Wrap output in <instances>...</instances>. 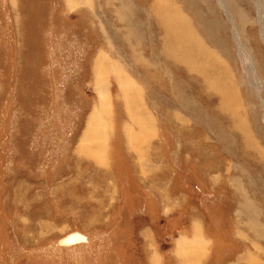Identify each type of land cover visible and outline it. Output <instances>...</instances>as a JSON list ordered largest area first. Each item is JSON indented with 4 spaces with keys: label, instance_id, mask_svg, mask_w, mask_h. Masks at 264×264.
<instances>
[{
    "label": "rangeland",
    "instance_id": "1",
    "mask_svg": "<svg viewBox=\"0 0 264 264\" xmlns=\"http://www.w3.org/2000/svg\"><path fill=\"white\" fill-rule=\"evenodd\" d=\"M166 1L0 0V264H264V0Z\"/></svg>",
    "mask_w": 264,
    "mask_h": 264
},
{
    "label": "bare ground",
    "instance_id": "2",
    "mask_svg": "<svg viewBox=\"0 0 264 264\" xmlns=\"http://www.w3.org/2000/svg\"><path fill=\"white\" fill-rule=\"evenodd\" d=\"M161 1V3H162V0H160ZM160 2H156V5L154 4L153 6V13H155L156 14V17H157V19L159 20V22L158 23H161V25H162V27L164 28V27H166V29H165V31H169V33H171V31H172V29H173V26H172V22H173V20H172V22H171V24L167 21V17L165 18L164 17V15H171L172 14V12H174L172 9V7L171 6H169V5H166L167 7H168V9L166 10V9H164L163 8V6H161L160 4H161ZM165 3H167V1L165 0ZM168 4V3H167ZM174 18L176 19H180V27L181 26H184L185 27V24L183 23V21H182V18L181 17H179V16H177V13H175L174 12ZM172 16V17H173ZM170 19V18H169ZM186 23V22H185ZM176 24V23H175ZM186 28V27H185ZM174 29H175V31L177 30V26L175 25L174 26ZM174 31V30H173ZM170 36V35H169ZM168 36V37H169ZM167 38V37H166ZM170 39V38H169ZM166 44V43H165ZM167 46V45H166ZM167 50H169V49H167ZM176 52V51H175ZM222 95V97L220 98V107H221V109H225V108H231V110H232V117H231V119H233L234 120V123H239V124H241L240 122H238V108H237V106H236V104L234 103V101H233V99H232V97L231 98H229L228 97V93H221ZM141 109V108H140ZM229 114V113H228ZM142 118V117H141ZM175 119L178 121L177 122V125H180V123H183V120H182V118H180V117H178V116H175ZM184 124V123H183ZM236 126L238 127L237 128V130L239 129V131H240V133L243 135L244 134V132H242V130H243V128H241V126H240V128H239V125L238 124H236ZM239 133V134H240ZM239 138V137H238ZM244 142L246 143V142H248V141H250V137H248L247 136V139L246 138H244ZM243 142V143H244ZM81 237L79 236V235H75V236H73L72 238H70V239H68L67 241L69 242V243H75L76 241H79V239H80ZM191 250V249H190Z\"/></svg>",
    "mask_w": 264,
    "mask_h": 264
}]
</instances>
